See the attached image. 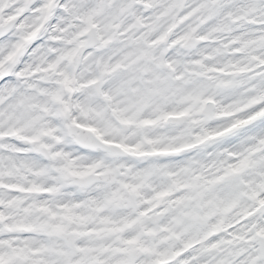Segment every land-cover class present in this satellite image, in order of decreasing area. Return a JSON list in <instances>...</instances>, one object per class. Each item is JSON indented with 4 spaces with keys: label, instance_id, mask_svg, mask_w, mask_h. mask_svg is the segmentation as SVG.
Listing matches in <instances>:
<instances>
[{
    "label": "clouds",
    "instance_id": "9594fccd",
    "mask_svg": "<svg viewBox=\"0 0 264 264\" xmlns=\"http://www.w3.org/2000/svg\"><path fill=\"white\" fill-rule=\"evenodd\" d=\"M28 8L0 30V148L23 189L15 218L0 214L3 251L35 264H264V76H238L246 65L206 42L217 19L156 0ZM160 125L192 126L189 147L151 140ZM165 147L176 151L153 155Z\"/></svg>",
    "mask_w": 264,
    "mask_h": 264
},
{
    "label": "bare ground",
    "instance_id": "6f19581e",
    "mask_svg": "<svg viewBox=\"0 0 264 264\" xmlns=\"http://www.w3.org/2000/svg\"><path fill=\"white\" fill-rule=\"evenodd\" d=\"M14 1L15 0H13V3ZM171 1L172 0H156V4L157 6H160L164 9H168ZM104 2L106 3L107 0ZM118 2L121 5H125L124 0H118ZM191 3H193L192 8H194L197 12L202 13L201 15L202 21L207 22L208 20H212L214 18L217 19V24L214 26V30L211 32V34L222 32L223 31L222 28L237 27V30L232 35V37L237 43L236 46L239 49L238 52H236L235 54H230L229 52H226V46L228 44L227 38L223 40H220V39L214 40L213 43H211L208 39L206 41L207 43L213 44L217 47L218 54L223 56L225 58V61H227L228 63H234V64L239 62V64L241 65L242 63L245 62V60L248 59V57H252L254 55L253 53L264 54V49L261 48L262 41L258 39V37L261 34L262 27L256 26L253 30H246L243 28V24H248V23L244 22L238 15L239 11L248 12L249 14H251L249 7L250 6L255 7L256 9L257 0H250V2L249 1L245 2L244 0H220L218 3L215 2L214 0H191ZM194 3H196L195 7H194ZM225 8L229 9V12L225 16H221V10ZM237 10H239L238 13H236ZM5 14H8V12ZM255 14L260 15V12H255ZM235 15H238V16L230 20V16H235ZM24 16L19 17L16 20V22H18L19 20H22ZM225 19H228V23H224ZM249 51L251 52L249 53ZM233 57H236L237 60H233L232 59ZM225 61H222V62H225ZM227 75L232 76L233 74L227 73ZM237 75L238 76L248 75L250 78L256 79L258 76H264V67H260L254 71H249V72L247 70L245 71L243 70V72ZM240 83L242 82H239L237 80V81H233L230 84L225 83L223 87L225 88L239 87ZM188 130L192 132L194 129L192 126L174 125V126H167L166 128H163L162 126H156V127L151 128L149 138L151 140H160L166 137L168 134H176V133L187 134ZM7 152L8 151L6 150V148H0V175L6 176V177L12 176L10 174H7V169H8V158L6 155ZM159 156H163V155H159ZM193 163H196V162L193 161ZM261 164H264V161L257 162V166H260ZM39 178L43 179L42 177H39ZM0 198L2 199V202L0 203L2 208L6 206L7 207L11 206L9 205V201L11 200L8 196V193L3 189H0ZM26 203L27 201L22 202L19 205V207L24 208ZM15 211L13 212V216L7 218L8 220L15 218Z\"/></svg>",
    "mask_w": 264,
    "mask_h": 264
},
{
    "label": "rangeland",
    "instance_id": "374dc122",
    "mask_svg": "<svg viewBox=\"0 0 264 264\" xmlns=\"http://www.w3.org/2000/svg\"><path fill=\"white\" fill-rule=\"evenodd\" d=\"M24 1V0H23ZM22 0H15L14 3H13V0H8V4L11 5V7L9 9H4V16H10L12 15L14 12H17L18 9L21 7L22 3H23ZM215 2H219L220 0L216 1L214 0ZM245 2H250V0H244ZM178 2V0H172L171 3H170V6H169V10L172 11L176 5V3ZM13 3V4H12ZM124 3H128V0H124ZM13 5V6H12ZM192 5L193 3H191V0H188L186 6L184 9H191L192 8ZM196 3H194V7H195ZM256 9L255 7H249V10L251 11V14H249L248 12H240L239 10H237L236 13H238L239 11V17L244 21V22H247L248 24H252L254 26H257V25H261L262 29H261V32L264 31V19H262L261 17L264 16V0H257V3H256ZM8 14H5L7 13ZM255 12H260V15H256ZM235 13V14H236ZM238 15H235V16H230V20L231 19H234L236 16ZM200 20L201 19V16H200ZM200 21L198 20L197 23H199ZM195 27V25H194ZM223 30V31H222ZM222 32H217V33H214V34H211L208 36V40L210 41L212 39V41H210L211 43H213L214 39L218 36H224L225 34H227L228 38H232V35L234 34V32L237 30V27H230V28H222ZM225 37H223L222 39H224ZM237 43L236 41H231V42H228L227 46H226V52H229L231 53L232 51L234 52L236 49L238 52V47L236 46ZM251 51H249L250 53ZM255 55V57L252 59L251 57H248L247 60H245L244 63H242L241 65H246V66H249V65H252V64H256L257 62H259L260 60L264 59V54H258V53H253ZM251 55V54H250ZM249 55V56H250ZM253 61L252 63H249V61ZM222 62V61H221ZM223 63V62H222ZM189 133L188 135L187 134H183V133H176V134H168L162 141H157V143H160V144H170V143H177V142H181V141H184L186 140L188 137L194 135V130L192 132H190L188 130ZM10 179V178H9ZM9 179H2L1 181H10V182H13V180H9ZM39 182V181H37ZM1 188V187H0ZM264 259V258H262ZM259 264V262H258Z\"/></svg>",
    "mask_w": 264,
    "mask_h": 264
},
{
    "label": "snow or ice",
    "instance_id": "6c2138e0",
    "mask_svg": "<svg viewBox=\"0 0 264 264\" xmlns=\"http://www.w3.org/2000/svg\"><path fill=\"white\" fill-rule=\"evenodd\" d=\"M5 187H8L9 185H4ZM11 187H15L14 185ZM20 191H23L22 188L19 189ZM11 195V194H9ZM252 197L256 198L255 191L252 192ZM11 202V201H9ZM261 204H264V200L260 201ZM9 247L11 248V242L8 241ZM3 244H0V264H35L34 261H31L30 257L27 255V253L23 250H10L8 252L3 251ZM217 245L213 244L212 247L215 248ZM177 257H181V253L176 254ZM186 255V254H185ZM197 257L193 256L191 259H181L180 264H195Z\"/></svg>",
    "mask_w": 264,
    "mask_h": 264
}]
</instances>
